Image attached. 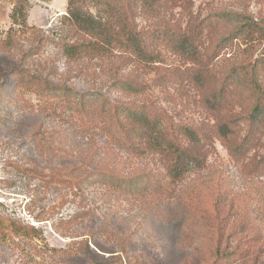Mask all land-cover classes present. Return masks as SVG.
Here are the masks:
<instances>
[{
	"label": "rangeland",
	"instance_id": "374dc122",
	"mask_svg": "<svg viewBox=\"0 0 264 264\" xmlns=\"http://www.w3.org/2000/svg\"><path fill=\"white\" fill-rule=\"evenodd\" d=\"M19 1L0 0V264H264V116L243 121L264 0H79L78 21L26 0L15 24ZM178 148L203 161L172 178Z\"/></svg>",
	"mask_w": 264,
	"mask_h": 264
},
{
	"label": "trees",
	"instance_id": "16d2710c",
	"mask_svg": "<svg viewBox=\"0 0 264 264\" xmlns=\"http://www.w3.org/2000/svg\"><path fill=\"white\" fill-rule=\"evenodd\" d=\"M79 0H68L69 2V9H70V16L75 21L81 20V13L82 10L78 6ZM83 1V0H81ZM26 0H20L17 2L14 6V12L12 15V19L15 24H21V21L23 23L26 22ZM257 91H259L262 95V90L260 86H257ZM264 116V100L257 102V104L254 106L253 110L250 112L248 117H246L243 121L247 122L251 125V128L249 129L250 132H252V126H255L256 124H261V118ZM237 121V120H235ZM238 122H241L239 120ZM187 133H185V137L187 138L189 145L191 147L197 146L201 143V139L198 136V134H195L192 129H187ZM188 134V135H187ZM234 134L232 130H230V125H223L218 130V135L223 138L225 141H229L230 137ZM189 146V147H190ZM178 151V162L176 161L173 166H171L168 170V174L171 175L172 178L179 177L181 174H186L189 166L191 165H198V163L203 161V158H201L200 155L193 152L190 148L189 149H177ZM229 152L232 156L236 155V150L229 149ZM236 157V156H235ZM1 223V222H0ZM10 226L13 227L12 230L17 233V235H21L20 233H26L28 230H32L33 232L36 231L35 228H29L24 225H21L17 222L10 221ZM2 226V225H0Z\"/></svg>",
	"mask_w": 264,
	"mask_h": 264
}]
</instances>
